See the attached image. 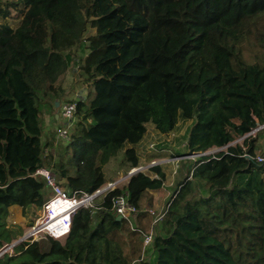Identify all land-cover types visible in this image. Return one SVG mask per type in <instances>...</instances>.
Here are the masks:
<instances>
[{
	"label": "trees",
	"instance_id": "obj_1",
	"mask_svg": "<svg viewBox=\"0 0 264 264\" xmlns=\"http://www.w3.org/2000/svg\"><path fill=\"white\" fill-rule=\"evenodd\" d=\"M247 45L263 49L259 61ZM75 66L86 95L67 101L69 139L56 130L48 141L41 107L64 103ZM181 120L192 122L189 155L217 151L183 166L160 226L132 231L112 206L124 193L152 203L169 162L78 210L64 243L21 242L0 264H264V169L243 156L264 132L246 137L264 125V0H0V249L24 236L13 208L32 227L50 198L38 169L71 195L93 194L143 166L149 125L168 135ZM123 233L131 250L137 238V260Z\"/></svg>",
	"mask_w": 264,
	"mask_h": 264
},
{
	"label": "built area",
	"instance_id": "obj_2",
	"mask_svg": "<svg viewBox=\"0 0 264 264\" xmlns=\"http://www.w3.org/2000/svg\"><path fill=\"white\" fill-rule=\"evenodd\" d=\"M59 107L58 121L62 122L64 126L58 128L56 132L59 139L67 141L69 139V129L75 123L76 103H62ZM261 129H263L262 126L254 129L246 137H255L256 133ZM244 138H240V140L244 141ZM155 146V143L151 144L150 149H156ZM243 150L244 157L247 159H252L257 165L264 169V151H257L254 156H250L247 153L246 147L243 146ZM153 164L157 165L159 163L156 164L153 162ZM154 165H150L149 167ZM149 167L140 166L138 168H134L132 171H135L136 173L138 171L146 170ZM32 176L35 178H42L51 195L44 204L28 235H26L25 238H23V240H21L19 243L34 242L42 238H52L57 241L66 240L72 229V219L74 214H76L77 211L82 208L94 207L96 198L103 197L106 195V193L115 190L116 187L122 184V180H120L104 185L100 189L96 190L93 194L73 193L71 195L60 185L55 173L51 169H38ZM167 206L164 207L165 210ZM112 212L116 217L121 216L122 221H126L131 227L132 231L139 230V228L134 225V220L140 215L148 214L154 217V223L158 225H161L165 216V211L156 213L154 205L150 202L144 203L141 207L132 205L129 202L128 193H124L114 199ZM153 239V232L145 233L143 240L144 248L147 247L153 241ZM19 243L4 245L0 249V258L5 255H13L15 247Z\"/></svg>",
	"mask_w": 264,
	"mask_h": 264
},
{
	"label": "rangeland",
	"instance_id": "obj_3",
	"mask_svg": "<svg viewBox=\"0 0 264 264\" xmlns=\"http://www.w3.org/2000/svg\"><path fill=\"white\" fill-rule=\"evenodd\" d=\"M262 51L263 49L260 46H246L245 48V58L249 63H254L256 61H259L262 56ZM81 79L79 78V73H78V67H73L71 71L68 73L65 81V91H66V96L63 98V102L67 103V101H77L81 97H85L87 88L86 86L81 84ZM41 109H43L41 107ZM51 110L55 111V114H59V109L60 107H56L55 109L50 107ZM52 116V113L50 114ZM62 122L58 123V128L63 127ZM74 125V124H73ZM72 127L69 129V133L72 131ZM192 126L191 121H183L181 120L178 123V126L176 129L168 134V135H162L158 133L152 125L148 126V132L145 137H147L144 140L143 147L140 151L141 153V159H142V165L143 167H149L150 165H154L153 162L157 163H165L169 162L171 165H169V169L166 171L169 172V180L167 182V186L165 188H162L158 192H152L154 201L152 204L156 207L157 210H161L166 204L168 197L170 195V186L175 184V181H177V178L183 171V166L186 170H189L191 166L194 164L193 159L195 160L196 157H192L193 155H189V151L186 148V138L188 135V131ZM258 137V149L257 151H264V132L262 131ZM69 137V136H68ZM58 138V135H57ZM155 143L156 144V149H150V145ZM234 143H239L243 145V141L240 139H237ZM223 150V149H222ZM217 150H211L208 153H213L216 152ZM179 155V156H175ZM173 156H175L173 158ZM186 160V162H185ZM152 161V163H151ZM185 162V163H184ZM151 163L150 165L147 166V164ZM119 180L122 179L120 185H123L127 182L128 179H125V175H123V170L119 174ZM169 193V194H168ZM47 197V196H46ZM48 198H49V192H48ZM14 215L11 218V224L13 226H20L24 229V236L19 238L18 240L14 241L13 243H19L21 240H23V237L28 235L31 227L29 224H32V216L27 218L24 217L22 214V211L18 208H13ZM39 214V213H38ZM152 218V217H151ZM151 218L147 219V222L143 225H140L141 228H144V230L147 229H155V226H158V224L154 223V219L152 220ZM36 221V220H35ZM35 223V222H34ZM34 225V224H33ZM160 226V225H159ZM138 227V226H137ZM139 228V227H138ZM125 242L127 243L128 250L134 254L133 260H137L142 252H140L141 248L140 244L137 240V238L134 240V246L135 249L131 250L132 244L128 243L125 233L122 234ZM47 238H42L38 239L37 241L40 242H45ZM32 240V239H31ZM137 245V246H136Z\"/></svg>",
	"mask_w": 264,
	"mask_h": 264
},
{
	"label": "crops",
	"instance_id": "obj_4",
	"mask_svg": "<svg viewBox=\"0 0 264 264\" xmlns=\"http://www.w3.org/2000/svg\"><path fill=\"white\" fill-rule=\"evenodd\" d=\"M51 106L49 105H44L42 108V124H41V127H42V133H43V136H44V139L48 140V141H53V134L54 132L58 129V119L56 117L57 114H55V111L54 110H51L50 109ZM52 113V116H50V114ZM147 137H145L146 139ZM144 139V140H145ZM144 142V141H143ZM143 144H141V148L143 147ZM186 144V143H185ZM158 192V191H157ZM154 193V192H153ZM170 193V192H169ZM168 193V194H169ZM171 195H169L168 199L170 198ZM168 201V200H167ZM166 206V205H165ZM164 206V207H165ZM164 207L161 209V210H157L156 207L154 206L155 208V211L156 213H161L164 209ZM144 215V214H143ZM139 216L137 217L135 220H134V225L137 227H140V225H144L146 222H147V219L151 218L152 216L148 215V214H145L146 216ZM153 220V217L151 218ZM154 221V220H153ZM145 226V225H144ZM137 227V228H138ZM141 228V227H140ZM125 236L128 243H130V237L128 235V233H125ZM66 240H63V241H60L62 243H64Z\"/></svg>",
	"mask_w": 264,
	"mask_h": 264
},
{
	"label": "water",
	"instance_id": "obj_5",
	"mask_svg": "<svg viewBox=\"0 0 264 264\" xmlns=\"http://www.w3.org/2000/svg\"><path fill=\"white\" fill-rule=\"evenodd\" d=\"M59 106H60V103L57 102V103H56V107L58 108ZM56 117H57V119H58V115H56ZM262 128H264V125L262 126ZM208 154H210V153L197 154V155H193V157L202 156V155H208ZM134 173H135V171H131V172L126 176L127 178H125V179H129ZM120 180H122V179H120ZM120 180H119V181H120ZM117 221H122V217H121V216L117 217ZM23 238H25V237H23Z\"/></svg>",
	"mask_w": 264,
	"mask_h": 264
}]
</instances>
